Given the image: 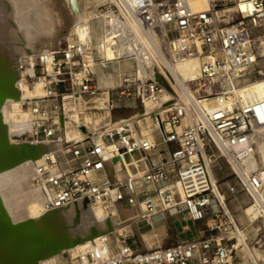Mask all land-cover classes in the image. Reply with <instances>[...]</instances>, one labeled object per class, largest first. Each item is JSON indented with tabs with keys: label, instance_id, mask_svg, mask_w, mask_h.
Returning a JSON list of instances; mask_svg holds the SVG:
<instances>
[{
	"label": "built area",
	"instance_id": "1",
	"mask_svg": "<svg viewBox=\"0 0 264 264\" xmlns=\"http://www.w3.org/2000/svg\"><path fill=\"white\" fill-rule=\"evenodd\" d=\"M205 3L199 10L188 0H105L98 7L101 15L109 14L101 21V47L119 46L125 23L133 21L154 38L170 65L199 56L200 72L188 82V100L170 84V71L159 56L153 58L152 66L143 68L142 76L138 65L124 74L118 96L110 94V114L99 128L100 141L94 140L86 127V132L81 130L82 136L70 140L65 148L72 160L68 168L61 167L60 151L44 152L35 165L34 179L45 195L47 209L87 199L107 208L120 204L137 209L140 221L183 213V219L214 223L209 228L215 230L217 222L232 220L219 196V180H213L223 159L231 166L237 185L255 203L258 199L264 203V181L256 171L246 172V161L254 155V133L264 128V100L250 104L236 101L241 86L264 79L258 34L264 26V0ZM129 57L135 59V54ZM105 62L109 63L98 48L72 38L38 57L20 58L24 80L33 89L39 84L43 92L36 98L37 104L21 103L29 109V131L13 136L34 143L61 142L62 125L75 115L84 121L88 112L97 110L92 98L109 91L100 87L95 70ZM154 68L163 73L171 95ZM117 97L131 101L123 104L128 107L151 104L159 141L135 131L127 117L119 126H110L107 120L112 122ZM159 143L168 147L166 155L164 151L155 153ZM121 152L138 157L134 173L112 179L105 165ZM230 192L234 194L236 188ZM107 241V237H99L100 243ZM240 246L238 236L229 228L152 249L136 248L123 235L115 252L104 258L91 247L78 254L74 263L56 264H228Z\"/></svg>",
	"mask_w": 264,
	"mask_h": 264
},
{
	"label": "bare ground",
	"instance_id": "2",
	"mask_svg": "<svg viewBox=\"0 0 264 264\" xmlns=\"http://www.w3.org/2000/svg\"><path fill=\"white\" fill-rule=\"evenodd\" d=\"M188 1L197 10L206 7L205 0ZM93 2V0H0V264H56L69 260L74 263L78 254L91 247L104 258L115 252L119 245L117 233L128 228L131 223L140 221L137 209H125L120 204L107 208L102 204L80 202L56 210L47 209L45 195L41 188L35 187L33 183L35 165L40 162L44 152L60 151L61 167L68 168L72 160L66 154L65 148L70 140L82 136L77 123L87 127L94 140L100 141L99 128L110 114V89L116 95V88L119 86L108 88L110 86L103 85L101 80L100 87L103 85L109 91L105 90L92 98V106L97 110L93 114L87 113L84 121L75 115L65 126L63 124L61 142L34 143L29 139L19 140L13 135L29 131L27 122L29 109L21 107V103L26 101L37 104L36 98L43 92L39 84L33 89L24 80V74L18 66L20 58L25 55L38 57L43 52L58 47L62 42L64 29L68 30L66 39L76 35L78 41L92 45L94 30L97 35L94 36L95 46L104 59L114 63L121 57L135 54L140 76L143 75V68L152 66L153 58L159 56L170 71L167 73L170 84L187 100L188 82L196 78L200 72L199 56L176 66L170 65L165 57L162 58L159 46L154 44V38L144 33L133 21L125 23V36L119 46L114 48L108 44L101 47L103 37L101 21L109 14L101 15ZM94 19L98 21L96 27ZM96 29L100 31L97 32ZM262 46L264 52V40ZM104 67H107V62ZM155 72L157 79L165 82L163 73H159L157 69ZM165 84L169 96L172 89L168 83ZM260 100H264V79L243 85L237 91L236 101L241 104ZM151 108V104H146L145 107L142 106L140 112L127 119L135 131L150 134L158 140ZM124 118L126 117L112 118L110 126H119ZM253 140L254 155L246 161V172L256 171L264 181V128L256 130ZM133 159L134 155L129 157L125 152H121L117 159L107 161L105 166L108 176L115 179L133 174V164L137 162H133ZM213 180L217 182L215 174ZM21 181L30 189L28 192L25 191V195L31 201L27 204L29 198L27 199L24 211L22 204H19L23 192L21 194L19 192L21 189L17 186ZM219 196L225 212L231 215L224 196L221 193ZM260 208L264 212V203L258 199V203L245 208V213L254 220L258 217L259 211L262 212ZM112 209V212L108 211ZM154 228L143 231L142 236L148 249L162 247V236L157 235L155 232L159 229L155 231ZM93 230L96 231L94 235ZM101 236L107 237L108 241L100 243ZM242 237H238L239 240L242 241ZM238 252L235 263L231 260L229 264H247L243 250ZM65 253L69 256L66 257Z\"/></svg>",
	"mask_w": 264,
	"mask_h": 264
},
{
	"label": "rangeland",
	"instance_id": "3",
	"mask_svg": "<svg viewBox=\"0 0 264 264\" xmlns=\"http://www.w3.org/2000/svg\"><path fill=\"white\" fill-rule=\"evenodd\" d=\"M93 5H95L97 8L104 3L105 0H93ZM99 2V3H98ZM99 9V8H98ZM93 22L96 25H98L97 19H94ZM98 28V26H97ZM100 29V28H99ZM97 32L100 31L96 29ZM102 31V29H101ZM68 32L67 29L62 30V41L66 39V33ZM261 41L264 40V26L259 30L258 32ZM96 33L93 30V43L92 46L94 49H96L95 43H96ZM72 39H77L76 35L71 36ZM78 40V39H77ZM261 51L263 52V46L261 44ZM137 61L135 59H130V57H121L120 59L116 60L114 63H108L107 67H102L101 65L96 66V74L99 79V84L102 80L103 85L110 86L108 88L117 87L121 84L123 81L124 74H128L129 72H133L134 69L137 68ZM101 88H104L103 86ZM118 91V88H116ZM113 93V90L110 89V94ZM118 96V93L115 95ZM131 103L129 100H124L122 97H117L115 99V104H117V108L111 111L112 118L116 117H130L134 114H137L140 112V106L138 104H135L134 107H128L123 104ZM96 110L92 112H88V114H93ZM111 123L110 120H107ZM16 138V137H15ZM157 138V137H156ZM19 139V138H17ZM20 140V139H19ZM159 141V138H158ZM168 147L165 144L159 143L157 150L155 153L159 154L160 151L162 154H167ZM137 156L134 155V161H137ZM216 177L219 180V184L221 186L220 191L221 194L225 196L226 203L229 207V210L231 212V219L229 222L225 219L222 223L217 222L216 226H219V228L215 230H224L226 228L232 229L238 237L243 236L240 244L241 246L239 249L243 252V256H245L247 264H264V212L262 209V212L259 211L258 217L254 220L249 217L247 213H245V208L248 207L250 204H256L252 197L243 189H241L237 184V179L235 178L234 172L231 168V166L223 159L220 162V165L216 168ZM34 186L38 187L37 181L34 179ZM18 189H21L19 192L22 194V198L20 201L22 204V211L23 208L26 210L27 204L30 203L31 199L27 198L25 195V191L28 192L30 190L29 188H26L25 182L21 181L20 184L17 185ZM21 187V188H20ZM34 188V187H32ZM231 188H236V192L232 194L230 192ZM25 189V190H24ZM23 190V191H22ZM26 199V200H25ZM27 199L29 200L27 202ZM27 202V204H26ZM24 204V206H23ZM28 207V206H27ZM125 209H134V208H127ZM109 212H112V210H108ZM225 211V210H224ZM223 211V212H224ZM183 213L181 214H174L173 218H169L167 220L155 217L151 219L150 221H137L135 223H131V225L128 228L120 230L117 234L119 236V239L121 236L125 235L128 237V240L130 243L134 245V247L139 249H147L146 248V242L143 235V231H147L149 229H153L154 226L156 228L155 232L157 235H161L162 238V246H170L172 244L178 243V242H184L188 240L193 239H201L208 237L212 232L215 230H211L209 228L210 225L214 224L212 222H208L207 220H201V221H192L188 219H183ZM155 223V224H154ZM159 225V226H158ZM215 226V224H214ZM162 230H161V229ZM239 231L240 235L237 233V230ZM127 230V231H126ZM161 231V232H160ZM163 231V232H162ZM142 233V234H141ZM162 233V234H161ZM238 250V251H240ZM236 252L232 261L235 263V259L239 252ZM65 256H67V253H65ZM229 264V263H228Z\"/></svg>",
	"mask_w": 264,
	"mask_h": 264
},
{
	"label": "water",
	"instance_id": "4",
	"mask_svg": "<svg viewBox=\"0 0 264 264\" xmlns=\"http://www.w3.org/2000/svg\"><path fill=\"white\" fill-rule=\"evenodd\" d=\"M1 99H3V97H1ZM81 130L84 131V132H86L87 129H86V127L82 126L81 127ZM115 159H117V158H115ZM84 203H88V200L86 199L84 201ZM94 234H96V231L95 230L92 231V235H94Z\"/></svg>",
	"mask_w": 264,
	"mask_h": 264
},
{
	"label": "crops",
	"instance_id": "5",
	"mask_svg": "<svg viewBox=\"0 0 264 264\" xmlns=\"http://www.w3.org/2000/svg\"><path fill=\"white\" fill-rule=\"evenodd\" d=\"M160 218H163V219H165V220H167V219H169V218H166V217H162V216H159Z\"/></svg>",
	"mask_w": 264,
	"mask_h": 264
}]
</instances>
